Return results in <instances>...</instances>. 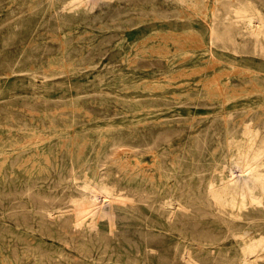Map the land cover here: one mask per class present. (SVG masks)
Listing matches in <instances>:
<instances>
[{
	"label": "rangeland",
	"instance_id": "obj_1",
	"mask_svg": "<svg viewBox=\"0 0 264 264\" xmlns=\"http://www.w3.org/2000/svg\"><path fill=\"white\" fill-rule=\"evenodd\" d=\"M70 1L0 0V157L4 154V147L8 151L22 147L25 141L27 143L33 137L27 135L29 131L18 133L20 125L32 122L49 125L51 120L66 119L80 124L86 122L80 129L84 136L91 133L95 138L104 133L108 137L124 138L127 142L137 140V134L142 138H149L154 134L167 133L168 130L176 139H183L187 153L194 150L193 142L201 145L206 141L208 146H201L195 158L199 162L198 168L211 170L220 155L215 144V130L224 132L223 129H215L213 123L219 125L217 123L226 119L234 132L233 125L238 124L244 115L247 116L245 120L248 119L251 111L250 115L254 119L261 112L262 106L255 103V100L264 89V52L256 49L255 40L244 35L240 25L230 24L224 19L227 15L233 16V4L236 5V1L245 0H224L223 5H218L217 9L211 6L202 11L207 15L215 14L219 19L217 31L222 39L218 40L215 50L221 61L219 58L211 59L210 54L205 51L204 45L208 38L206 25L197 15L199 10L196 7L174 10L170 8L173 7V0H101L91 9H73L68 6ZM246 3L253 4L264 16V0H246ZM177 19L178 23L175 22ZM161 21H165L163 25ZM146 48H150L149 51ZM231 48H238L241 52L237 54ZM253 78L255 87L251 81ZM23 82L28 85L25 86ZM40 133L37 141L28 143L27 150L32 154L46 152L48 148L49 131ZM3 176L4 171L0 172L2 201L21 193L16 185L17 181ZM11 191L15 192L9 193ZM17 201L9 202L5 199L4 209L0 211V235L7 239L0 247V255H4L0 257V264H10L12 259L15 260L17 257L12 258L11 251H23L19 245L20 237L32 234L31 231L27 233L16 228L14 219L22 213L11 206ZM55 203L60 206L54 211L57 217L60 216L58 219L44 217L43 211L37 214L44 218L40 222H44L47 228L59 227L69 215L57 214L69 209L66 200H57ZM194 209V215L200 219L190 221L191 232L210 238L221 231L208 211L202 207L198 209L197 205ZM183 210L181 207L177 208L172 220H181L188 213ZM166 213L162 212L164 215ZM141 216L139 212L134 218L139 219ZM51 234L52 237L62 238L58 231L54 230ZM34 235L35 239L42 241L39 250L49 252L45 256L56 257L63 264H90L88 251H95L101 243L96 239L89 240L88 237L83 239L77 234L73 235L79 240L75 243L76 251L68 248L63 250L58 240L41 239L38 231ZM140 235L138 231L120 235L116 240L119 258L109 264H139L145 259L150 264H163L157 259L160 254L158 248L144 250ZM219 238V250L228 254V259L217 255L215 246L212 247L213 253L207 247V254L204 255L206 251L202 252L196 245H191L188 249H191L196 264H238L235 261L232 238L223 234ZM87 241L92 245H87ZM154 241L163 243L167 248L163 252L164 264H191L185 256L186 245L176 247L162 236L155 237ZM85 252L87 256L84 255ZM135 259L140 261L135 263ZM13 263L18 264L17 261Z\"/></svg>",
	"mask_w": 264,
	"mask_h": 264
},
{
	"label": "bare ground",
	"instance_id": "obj_2",
	"mask_svg": "<svg viewBox=\"0 0 264 264\" xmlns=\"http://www.w3.org/2000/svg\"><path fill=\"white\" fill-rule=\"evenodd\" d=\"M100 1L71 0L68 6L73 9H91L98 5ZM223 1L173 0L174 4L171 5L173 7H170L174 10H182L184 7L198 8L197 15L206 25L205 30L208 36L207 44L204 45L205 51L210 54L211 59L219 58L215 47L219 42L218 40L222 39V35L217 31L218 17L215 14H204L202 11L211 6L217 9L218 5H223ZM233 6L235 7L234 10L231 8L233 16L227 15L224 19L230 24L240 25L243 34L249 35L255 40L256 49L264 52V16L261 11L253 4L246 3V0L245 2L236 1V5L233 4ZM222 9L224 8L222 7ZM175 22L178 23L179 20L177 19ZM163 23L161 21L162 25ZM77 39L79 38L77 37ZM147 42L146 40L145 43ZM224 47L229 48L226 45ZM231 50L237 54L241 52L238 48H231ZM167 53H164V55ZM153 54L157 53L153 52ZM219 61H221L220 58ZM108 62L110 63V60ZM130 63L132 64V62ZM153 64L156 65V63ZM148 66L150 65L148 64ZM55 68L58 69V67ZM44 72L46 71L44 70ZM25 80L27 79L25 78ZM251 81L253 83L255 78ZM9 85H11L10 82ZM255 103L262 106L261 112L258 116L256 115L257 119H255L256 117L253 119L250 111L249 115L247 114L248 119L245 120L247 116L244 115V118L242 117L238 124L233 123L234 132L231 131L230 122L226 119L217 123L219 125L213 123L215 129H223L224 132L220 133L215 130V144L220 155L211 170L198 168L199 162L195 158L201 146H208L206 141L201 145L193 142L194 150L187 153L185 152L186 143L183 142V139L178 137L176 139L175 136L169 134L168 130L167 133L154 134L149 138H142L137 134V140L127 142L124 138L108 137L104 133L98 134L95 138L92 137L91 133L84 136L80 133V129L86 122L80 124L76 121L63 119L60 121L51 120L49 125L44 122L20 125L18 133L29 131L27 135L33 137L30 140L28 139L27 143L25 141L22 147L15 148L13 146L12 148L15 149L10 151L4 147V154L0 157V172L4 171L3 177L9 178L11 181H17L16 185L21 190L19 195L15 194L16 197L4 198L9 202L18 200L11 206V208L22 213L14 219L16 228H21L27 233L31 231L32 234L20 237L19 245L23 248V251L20 253L17 250L11 251L12 258H17L12 259L10 264H14L13 261H17L18 264H63L56 257L45 256L49 252L44 253L41 250L44 253L41 255L42 252L39 247H41L42 241L35 239V231L40 232L41 239L58 240L63 250L67 248L70 250L76 249L75 243L79 240L73 235L77 234H79L78 237L81 236L83 239L88 237L89 240L101 241L95 251H88L90 253L88 256L89 261H91L90 264H109L110 261H117L119 250L116 240L128 231H138L139 235L142 234L140 237L145 251L158 248L160 254L157 259L163 264L165 263L163 252L167 248L163 243L155 242V237L162 236L176 247L186 245L184 251L187 261L196 264L191 249H188L191 245H196L202 252L206 251L204 255L207 254L208 248L212 251V247L215 246V250H218L215 253L225 260L228 259V254L219 250L220 234L232 238L235 261L238 264H261V261H264V89L256 97ZM66 109L68 108L66 107ZM47 130L50 135L47 141L50 142L47 144L46 152L30 153L27 150L28 143L37 141L40 132ZM8 131L10 135H13L12 131ZM186 159L190 161L186 162ZM53 169L54 171H52ZM4 200H0V211L4 209ZM57 200L61 202L66 200L69 206L66 212L57 214L69 213V215L65 220H62L59 227L47 228L44 226V222H40L44 218H40L37 214L39 211H43L44 217L58 219L60 216L57 217L54 212L56 208H60L55 203ZM7 204L10 205V203ZM196 205L198 209L202 207L208 211L212 215V219L217 221V227L221 228V231L215 233L214 237L205 238L203 235L199 236L191 232L190 221L196 220V218L200 219V217L194 215ZM180 207L188 213L184 214L181 220L173 221L175 210ZM139 212L142 216L139 219L134 218L136 213ZM162 212L167 213L164 215ZM54 230L58 231L62 238L52 237L51 232ZM6 241V237L0 235V247ZM11 241L9 240V242ZM86 243L89 246L92 245L88 241ZM80 247L83 248L82 245ZM84 255L87 256L86 252ZM85 256H83L84 261H86ZM137 261L140 260L135 259L134 262L138 263ZM143 262L144 264H150L147 259L140 261L139 264H143ZM2 264L6 263L2 262Z\"/></svg>",
	"mask_w": 264,
	"mask_h": 264
}]
</instances>
